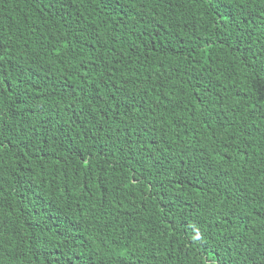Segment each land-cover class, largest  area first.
<instances>
[{
  "label": "trees",
  "instance_id": "obj_1",
  "mask_svg": "<svg viewBox=\"0 0 264 264\" xmlns=\"http://www.w3.org/2000/svg\"><path fill=\"white\" fill-rule=\"evenodd\" d=\"M0 264H264V0H0Z\"/></svg>",
  "mask_w": 264,
  "mask_h": 264
}]
</instances>
